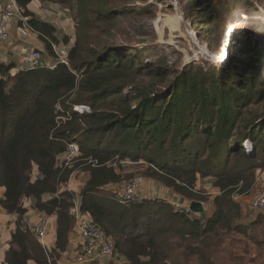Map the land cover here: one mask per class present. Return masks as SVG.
Returning <instances> with one entry per match:
<instances>
[{"label":"trees","instance_id":"obj_1","mask_svg":"<svg viewBox=\"0 0 264 264\" xmlns=\"http://www.w3.org/2000/svg\"><path fill=\"white\" fill-rule=\"evenodd\" d=\"M32 1L17 0L54 55L52 43L62 44L57 27L31 12ZM49 1L66 7L75 23L69 65L53 61V68H23L14 74L13 63L0 64V185L6 188L1 205L18 215L6 263L57 264L59 252L67 250L74 227L72 207L79 196L62 188L74 168L65 167L59 158L75 140L80 152L73 162L88 175L80 190V209L109 236L112 257L120 253L125 257L104 264H190L195 258L212 264L214 236L222 230L247 233L248 226L234 222L242 219L234 196L249 193L256 184L255 170L264 167V106L254 108L264 103V39L249 37L224 66L208 70L190 65L174 76L167 91L157 92V86L136 84L145 69L137 55L106 43L111 32L105 23L121 14L115 4ZM203 3L210 12L217 8L214 0H195L192 6ZM63 43H70V35ZM159 56L156 67L161 69L167 64ZM80 103L92 111H74ZM246 140L253 153L242 145ZM128 161L139 164L141 176L159 181L190 202L205 200L197 183L210 180L220 190L213 196V213L205 221L192 219L162 200L150 214V207L126 206L102 195L107 185L124 179L123 163ZM46 195L50 197L44 199ZM27 198L39 211L57 216L52 251L26 224ZM166 213L169 222L180 225L162 223Z\"/></svg>","mask_w":264,"mask_h":264},{"label":"rangeland","instance_id":"obj_2","mask_svg":"<svg viewBox=\"0 0 264 264\" xmlns=\"http://www.w3.org/2000/svg\"><path fill=\"white\" fill-rule=\"evenodd\" d=\"M108 1L115 4L116 10L120 9L121 14L112 23H105L104 27L111 32V37L105 39L106 43L115 46L121 52L137 55L139 63L143 62L145 69L139 72L136 84L147 85L151 88L157 86V92L167 91L174 76L190 65H201L208 70L213 67L224 66L232 60L238 50L246 46L249 37L264 39L262 35L264 34V0H214L217 8L212 12H210L211 7L206 9L205 3L193 8L192 3L195 0ZM36 3L32 10L34 15L39 18L50 10V7H46L47 5L59 4L49 0H41L40 5ZM59 6L61 9L55 13L53 18H57V20H54L53 24L57 27L59 41L69 51L71 44L75 41V23L73 20L68 21L66 19V17H69L68 13H65L67 8L60 4ZM52 11L54 12V10ZM238 22L240 24L236 27ZM9 25L14 26L16 24L10 22ZM246 29L248 31H245ZM16 31L23 38L30 36L20 33L17 27ZM68 35H70V43L65 44L63 40ZM41 41L39 42L42 47V50H40L41 60L46 62L44 65L52 66L57 59L55 55L47 50L45 43ZM159 55H162L161 58L167 64L161 69L156 67H160L157 62ZM50 61L52 63H48ZM159 69L164 70L165 73L161 74ZM262 78H264V66ZM76 106L87 113L92 111L86 103L76 104ZM263 106L264 103H261L254 108L262 110ZM58 110H61V108H58ZM242 145L244 146V143ZM67 160L64 161L63 158H59V163L62 161L65 167L74 168L67 183L75 180L81 190L88 175L82 169V166L75 167L77 163L73 161L72 163L68 160L70 163L67 165ZM138 163L143 165V169H146L145 162L139 161ZM123 166L127 167L128 170L136 171L135 174L126 175L128 172L125 170L124 179L135 177L134 179L140 180L141 186L143 185L146 191L144 194L147 197L161 198L163 196L165 186L157 180L141 176L137 170L139 164L128 161L123 163ZM255 176L256 184L249 193L234 196L242 209V219H235L234 222L240 226H248L247 233L222 230L220 236H214L210 240L212 264H264V209L253 210L251 208V204L262 185L264 167L257 168ZM65 185H62V188ZM197 190H200L205 199L202 202L208 211L206 215L208 218L214 211L213 196L216 194L215 192L219 193L220 190H215L208 179H199ZM101 192L102 195L113 197V193L107 189ZM79 200L80 198H76V201ZM157 204L159 203L150 202L144 204V208L150 207L149 213L152 214L154 210L157 211ZM174 210L176 209L174 208ZM73 216L75 219V215ZM162 223L168 226L171 224L180 225V223L169 222L167 213L162 215ZM151 226H155L154 222ZM71 234H74L73 229ZM168 239L174 245L177 242L174 238L168 237ZM120 255L110 256L101 263L104 264L110 259L122 262L125 257L121 253ZM199 260L197 258L192 259L190 264H202Z\"/></svg>","mask_w":264,"mask_h":264},{"label":"built area","instance_id":"obj_3","mask_svg":"<svg viewBox=\"0 0 264 264\" xmlns=\"http://www.w3.org/2000/svg\"><path fill=\"white\" fill-rule=\"evenodd\" d=\"M29 19L30 17L25 14L23 8L18 4L17 0H0V41L8 39L11 28L9 25L10 22L15 23L17 30L23 35L37 33V31L29 24ZM52 49L57 59V63L69 65V51L65 48V45L52 43ZM25 59L28 62L29 68L44 66L39 49H31ZM54 65L50 67L53 68ZM58 108L60 107L58 106ZM87 108L89 109V107ZM73 109L74 111L80 113L85 111L80 110L79 106L76 105L73 106ZM242 143H244V148L249 153H252L253 146L249 140ZM79 152V143L73 140L67 144L66 151L63 154V160L66 161L68 159L72 162L79 155ZM68 160L67 165L70 163ZM134 178H127L122 181L109 184L104 189L111 191L113 193V197L126 206L144 205L150 202L157 203L164 200L169 202L177 211L183 213L189 218H201L202 221H205L207 218L206 209L203 213H195L190 208V201L187 203L177 200L169 201L165 196H162L161 198L147 197L144 194L146 191L144 186H141L140 180ZM251 208L253 210L264 209V177L262 178L261 188L251 204ZM72 213L75 215L73 227L74 248L72 252L69 253L68 264L100 263L112 256L113 244L111 239L102 227L94 222L88 212H83L80 209L79 201H76L75 205L72 207ZM29 228L38 240L41 241L48 234V217L41 216ZM49 263H51V259H49Z\"/></svg>","mask_w":264,"mask_h":264},{"label":"crops","instance_id":"obj_4","mask_svg":"<svg viewBox=\"0 0 264 264\" xmlns=\"http://www.w3.org/2000/svg\"><path fill=\"white\" fill-rule=\"evenodd\" d=\"M40 2L41 0H33L29 5V9L33 12L32 9L35 3L37 5H40L39 4ZM46 7H50V10L44 13L41 19L53 23L54 20H57V18H53V17L55 16V13L59 9H61V7L59 6V4H55V3L54 4L52 3V6L47 5ZM52 10H54V12ZM66 11L67 12L65 13L66 14L68 13L69 15V17H66V19L68 21L72 20L71 13H69L68 9ZM40 41L41 40L38 37L37 33H33L30 36L23 38L16 31V26L15 25L11 26L10 38L7 41H0V64L7 65L9 63H13L14 67L11 69V72L14 74L23 68L25 69L29 68L28 62L25 59L27 56L26 54L33 48L42 50L41 44H39ZM48 63H52V61ZM130 170H128L127 168L126 172L130 174L136 172L133 171L132 169ZM71 181L70 183H66L63 189L68 188V190L75 192L77 197L79 196L80 198V187L78 186V183H76L75 180L72 182ZM164 189L165 190L163 196H165L169 201L177 200V201H182L183 203L189 202L187 199H183L171 188L165 186ZM5 190L6 188L0 185V264H7L6 253L11 247L12 233L16 229V221L18 219L17 214L8 213L1 205V199H3L5 196ZM49 197H50L49 195H46L44 196V199H48ZM24 205L28 208V211L25 216V221L28 227H31V225L34 222H36L41 216L48 217L49 219L48 234L41 241L40 240L39 241L48 250L54 249L56 243L57 216L56 215L49 216L46 213L36 209L34 207V201L32 199H28V198L25 199ZM207 213L208 211L206 212V214ZM73 236L74 235L70 233L68 248L64 252H59V257L57 258V264H68L69 253L72 252L74 248ZM29 264H36V263L34 261H29Z\"/></svg>","mask_w":264,"mask_h":264},{"label":"water","instance_id":"obj_5","mask_svg":"<svg viewBox=\"0 0 264 264\" xmlns=\"http://www.w3.org/2000/svg\"><path fill=\"white\" fill-rule=\"evenodd\" d=\"M190 208L195 213H203L205 211L204 204L198 200L191 201Z\"/></svg>","mask_w":264,"mask_h":264},{"label":"bare ground","instance_id":"obj_6","mask_svg":"<svg viewBox=\"0 0 264 264\" xmlns=\"http://www.w3.org/2000/svg\"><path fill=\"white\" fill-rule=\"evenodd\" d=\"M240 24V22H238V24H236V27H237V25H239Z\"/></svg>","mask_w":264,"mask_h":264}]
</instances>
